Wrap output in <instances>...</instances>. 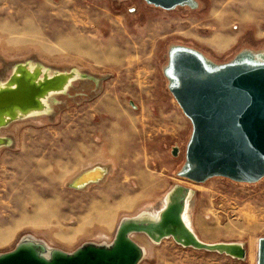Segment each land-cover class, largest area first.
Masks as SVG:
<instances>
[{
	"label": "rangeland",
	"instance_id": "rangeland-1",
	"mask_svg": "<svg viewBox=\"0 0 264 264\" xmlns=\"http://www.w3.org/2000/svg\"><path fill=\"white\" fill-rule=\"evenodd\" d=\"M195 1L164 9L146 0H0L1 81L25 59L49 73L75 67L87 76L46 101L53 113L0 131L9 142L0 148V254L26 235L66 252L113 238L122 217L156 210L181 184L195 191L199 237L240 241L247 256L137 233L147 250L139 264H259L264 177L197 182L181 174L193 123L171 91L168 67L178 45L214 66L244 54L262 59L264 0ZM96 162L113 165L105 180L68 184Z\"/></svg>",
	"mask_w": 264,
	"mask_h": 264
},
{
	"label": "water",
	"instance_id": "water-1",
	"mask_svg": "<svg viewBox=\"0 0 264 264\" xmlns=\"http://www.w3.org/2000/svg\"><path fill=\"white\" fill-rule=\"evenodd\" d=\"M146 1L164 9L198 5L195 0ZM41 68L42 64L35 63L34 70ZM168 74L173 79L172 93L193 123L186 151L187 168L181 174L197 182L214 175L244 182L263 178L264 57L253 59L250 54H244L238 60L214 66L201 52L178 45L170 52ZM25 82L28 83L27 79L20 77L14 89L0 91V108L36 100L41 85L29 82V87L23 89ZM173 152L177 153V147ZM181 212V203L172 202L157 222L119 225L110 246L86 244L73 253L60 250L53 259L39 255L33 246L18 245L0 254V264H139L141 249L129 236L134 230H155L162 239L172 237L186 246L242 259L247 256L244 243L227 252L224 241L210 244L200 241L182 225ZM259 264H264V238L260 241Z\"/></svg>",
	"mask_w": 264,
	"mask_h": 264
},
{
	"label": "bare ground",
	"instance_id": "bare-ground-1",
	"mask_svg": "<svg viewBox=\"0 0 264 264\" xmlns=\"http://www.w3.org/2000/svg\"><path fill=\"white\" fill-rule=\"evenodd\" d=\"M44 66L42 65V68L40 70H34L35 63L29 59L28 60L25 59L21 62H16L15 64L12 65L10 73L8 74L5 80L1 81L2 79H0V91L4 89H8V90L14 89L17 85V80L20 77H24L25 80L27 79L28 83L27 82L24 83L26 87H29V82H34L36 84L41 85V90L39 91V94L36 97L35 101L26 103L25 105L15 103V104H11L10 106L6 105V107L0 108V125L4 122H8V120L12 118L9 121V123H7V125L0 127V131L3 127L8 126L10 123L14 121L31 118V117H37L44 113L47 114L53 113L48 111L49 105H47L46 101L48 99H51L52 96H56L68 92V90L72 87L75 81L83 80L87 78V76L83 71L82 72L77 71L75 67H70L68 69H58V70L52 69L54 70V72L49 73V70L46 69L44 70ZM56 73H60V74L52 78V76ZM8 143L9 142L7 136H4L0 133V148L7 145ZM108 165L109 164H107L106 162H96L92 165H89L83 168L77 174H75L71 179H69L68 184L74 189H85L88 188L90 185L92 186L93 185L92 183H100L109 173L110 169ZM92 180L93 181L99 180V181L91 182L86 186H84L87 182ZM194 197H195L194 189L181 184L175 185L165 194L163 203L159 208H157L156 210L153 209L154 211L147 209L133 216H124L122 217L119 225L122 226L124 224H129V223L147 225L150 224L151 222H157L159 221L163 212L172 202H180L182 205V212H181L182 225L188 231L192 232L193 235L197 237L200 241L206 242L199 237V235L192 226L190 207L191 205H193ZM137 233L145 234L154 243H160L163 239L162 236L155 230L152 231L134 230L130 232L129 236L138 244L139 248L141 249L142 252L141 260H142L145 257L147 250L144 245L140 244L133 238V235ZM115 236L113 238L105 237L106 240L102 242H97V241L86 242L78 246L73 251H67V252L73 253L79 247L84 246L86 244L110 246L114 242ZM207 243L210 244L211 242H207ZM213 243H217V242H213ZM223 244L227 252H232L233 248L240 247L243 243L240 241H228ZM18 245L33 246L39 255L47 259H53L57 255V253L60 250H62L56 247H51L45 241L38 239L32 235H26L22 237Z\"/></svg>",
	"mask_w": 264,
	"mask_h": 264
},
{
	"label": "crops",
	"instance_id": "crops-1",
	"mask_svg": "<svg viewBox=\"0 0 264 264\" xmlns=\"http://www.w3.org/2000/svg\"><path fill=\"white\" fill-rule=\"evenodd\" d=\"M111 159H112V157L110 158V162H112ZM111 167L113 168V165H111ZM111 167H110V171H109V173L111 172ZM107 175H108V174H107ZM107 175H106V177H107ZM106 177L104 178V180L106 179Z\"/></svg>",
	"mask_w": 264,
	"mask_h": 264
}]
</instances>
